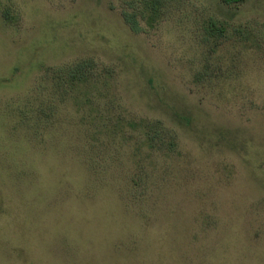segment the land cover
<instances>
[{
    "label": "rangeland",
    "instance_id": "1",
    "mask_svg": "<svg viewBox=\"0 0 264 264\" xmlns=\"http://www.w3.org/2000/svg\"><path fill=\"white\" fill-rule=\"evenodd\" d=\"M161 2L0 0V264H264V0ZM84 59L107 84L36 124Z\"/></svg>",
    "mask_w": 264,
    "mask_h": 264
},
{
    "label": "trees",
    "instance_id": "2",
    "mask_svg": "<svg viewBox=\"0 0 264 264\" xmlns=\"http://www.w3.org/2000/svg\"><path fill=\"white\" fill-rule=\"evenodd\" d=\"M223 3H240L245 0H221ZM162 6L161 0H139V7L132 10H123L122 15L124 21L129 25L133 32L141 30L139 24V18H142L145 12L150 14V17L154 19L158 16L159 10ZM142 11L138 10L139 8ZM154 17V18H153ZM53 72V71H52ZM52 88L51 90L46 87L44 83L38 84L35 90L36 96H30L32 102H30V119L35 120L36 124L45 123L46 116H55L60 106L66 103L76 93V89L87 83L88 81H97L98 89L107 84V73L98 70L94 72V65L91 60L84 59L77 61L71 65H64L61 68L56 69L52 74ZM99 92V91H98ZM33 101H37L38 104L34 105ZM146 126L147 131L144 133L143 140L150 145L157 143L163 144L164 132L161 123L158 121L149 122L141 121ZM170 148L175 146V140L173 137L169 141ZM142 175H136L131 178L133 183L139 181Z\"/></svg>",
    "mask_w": 264,
    "mask_h": 264
}]
</instances>
